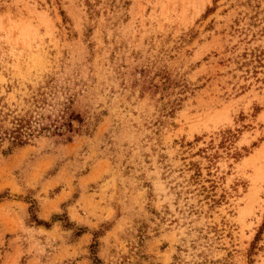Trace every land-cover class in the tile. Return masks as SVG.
Instances as JSON below:
<instances>
[{
	"label": "rangeland",
	"instance_id": "374dc122",
	"mask_svg": "<svg viewBox=\"0 0 264 264\" xmlns=\"http://www.w3.org/2000/svg\"><path fill=\"white\" fill-rule=\"evenodd\" d=\"M0 264H264V0H0Z\"/></svg>",
	"mask_w": 264,
	"mask_h": 264
},
{
	"label": "trees",
	"instance_id": "16d2710c",
	"mask_svg": "<svg viewBox=\"0 0 264 264\" xmlns=\"http://www.w3.org/2000/svg\"><path fill=\"white\" fill-rule=\"evenodd\" d=\"M23 126L24 124H22V122L20 121V123H18V125L14 127L13 130H11V135H9L17 145H22L23 143H25L24 137L28 136L27 135L28 133H24L22 129ZM36 224H42L46 227L49 226L48 223H46L45 221L39 220V219L36 220Z\"/></svg>",
	"mask_w": 264,
	"mask_h": 264
},
{
	"label": "crops",
	"instance_id": "0c3cea01",
	"mask_svg": "<svg viewBox=\"0 0 264 264\" xmlns=\"http://www.w3.org/2000/svg\"><path fill=\"white\" fill-rule=\"evenodd\" d=\"M44 228H45V229H49V228H48V227H46V226H45Z\"/></svg>",
	"mask_w": 264,
	"mask_h": 264
}]
</instances>
